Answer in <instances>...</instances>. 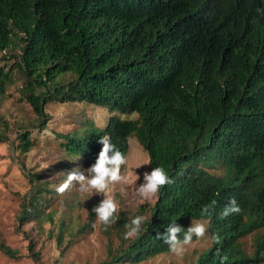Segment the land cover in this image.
Masks as SVG:
<instances>
[{
	"label": "trees",
	"instance_id": "16d2710c",
	"mask_svg": "<svg viewBox=\"0 0 264 264\" xmlns=\"http://www.w3.org/2000/svg\"><path fill=\"white\" fill-rule=\"evenodd\" d=\"M16 48L12 66L24 80L19 90L33 126H46L51 100L109 113L104 121L81 113L74 129L57 133L66 156L91 165L104 135L126 155L134 136L150 170L162 167L172 181L153 204L100 224L106 258L99 264H138L169 252L156 233L171 223L186 231L203 218L211 245L196 264H220L221 256L225 264L264 263V0H0V52ZM12 76L0 67V92ZM8 139L0 131V142ZM10 144L28 152L31 131L23 128ZM26 176L31 186L20 202L19 226L52 216L44 206L53 190L37 172ZM230 198L241 212L221 219ZM99 203L77 235L92 231ZM135 216L146 218L141 232L125 239ZM247 235L250 253L241 245ZM28 237L29 256L44 264L36 235ZM56 238L61 245V232ZM0 252L21 256L1 238Z\"/></svg>",
	"mask_w": 264,
	"mask_h": 264
},
{
	"label": "rangeland",
	"instance_id": "374dc122",
	"mask_svg": "<svg viewBox=\"0 0 264 264\" xmlns=\"http://www.w3.org/2000/svg\"><path fill=\"white\" fill-rule=\"evenodd\" d=\"M16 50L17 48L0 52V67L4 71L11 69L13 73L12 81L6 83L3 92H0V115L5 120V125H0V131L9 138L8 141L0 142V238L10 247L17 249L21 256L13 259L0 252V264H34L27 249L30 235H36L37 248L41 251L44 264H99L106 258V238L101 233L100 223H97L96 219L95 227L93 225L90 232L77 235L76 230L86 220L92 203L98 199L101 201L104 196L82 194L76 184L63 195L57 194L56 187L66 179L69 171L76 168L87 174V168L91 166L81 165L79 161H73L66 156L61 146L63 139L59 138L57 133L74 129L81 113L88 116L98 113L103 121L109 113L102 108L78 101L51 100L46 104L48 123L43 129L36 125L34 127L35 115L19 90L24 80L12 66ZM126 117L134 119L137 114ZM23 128L30 130L34 139V145L26 153H21L10 144L12 141L16 143V135ZM128 145L125 155L128 163L122 166L121 173L128 175L134 183H120L110 186L109 189L118 203V212L127 215L139 205H151L156 200L154 197L151 201L141 202L136 189L143 183L144 173L151 170L149 164L137 166L148 160V156L134 136L128 138ZM21 161L24 168L21 167ZM27 170L37 172L39 180L46 181L48 187L53 190L46 192L44 206V211L50 212L52 216L40 224L31 221L19 226L17 215L20 202L31 186L26 176ZM213 171L220 174L223 169L218 167ZM61 219L65 225L60 228ZM192 222L203 223L206 233L203 238L195 237L191 244L185 246L186 250L182 256L169 251L138 264H196L199 253L211 245V238L207 230L208 218L191 220L190 226ZM59 232L62 235L61 245L56 238ZM241 245L247 252H252V235L242 238Z\"/></svg>",
	"mask_w": 264,
	"mask_h": 264
},
{
	"label": "clouds",
	"instance_id": "9594fccd",
	"mask_svg": "<svg viewBox=\"0 0 264 264\" xmlns=\"http://www.w3.org/2000/svg\"><path fill=\"white\" fill-rule=\"evenodd\" d=\"M97 143L101 144L102 147L95 158V162L87 168V174L76 168L72 169L67 173L66 179L56 187L55 191L57 194L63 195L73 184H76L79 186L78 191L82 194H89L90 196L93 194H103L104 198L98 205L92 208V212L96 215L97 223L109 226L115 222L118 212V203L109 192L110 186L120 183L131 184L134 181L128 175L121 173L122 166H126L128 161L125 155L111 142L110 138L104 135L99 138ZM150 163V160H146L137 167ZM136 179H139L138 175ZM171 182L164 168L154 167L150 172L144 173L143 183L139 184L136 191L142 203L151 201L156 197L161 188ZM207 211L208 207H205L202 214ZM240 212L241 208L237 204L236 199L230 198L219 216L221 219H225L230 215L239 214ZM145 219L144 216H135L127 226L124 238L130 239L137 237L141 232ZM182 232L183 237L181 239ZM205 233L206 226L203 223L192 222L186 231L182 226L171 223L165 228L164 232H157L156 236L157 239L162 240L169 246V250L172 253L177 256H182L186 250L185 246L191 244L193 237L195 236L197 239H201L205 236ZM214 238L219 243V238ZM227 259V256H221L220 264H225Z\"/></svg>",
	"mask_w": 264,
	"mask_h": 264
}]
</instances>
